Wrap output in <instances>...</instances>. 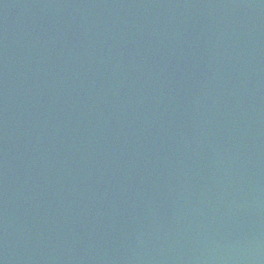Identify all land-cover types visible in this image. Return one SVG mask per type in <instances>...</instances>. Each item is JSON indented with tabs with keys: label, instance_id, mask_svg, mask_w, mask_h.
I'll list each match as a JSON object with an SVG mask.
<instances>
[{
	"label": "water",
	"instance_id": "1",
	"mask_svg": "<svg viewBox=\"0 0 264 264\" xmlns=\"http://www.w3.org/2000/svg\"><path fill=\"white\" fill-rule=\"evenodd\" d=\"M0 264H264V0H0Z\"/></svg>",
	"mask_w": 264,
	"mask_h": 264
}]
</instances>
